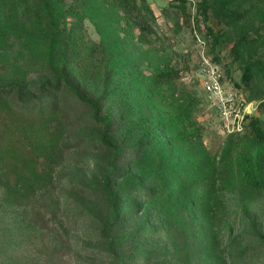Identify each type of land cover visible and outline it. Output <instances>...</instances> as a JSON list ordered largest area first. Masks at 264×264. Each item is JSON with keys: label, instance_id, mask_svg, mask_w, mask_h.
<instances>
[{"label": "rangeland", "instance_id": "1", "mask_svg": "<svg viewBox=\"0 0 264 264\" xmlns=\"http://www.w3.org/2000/svg\"><path fill=\"white\" fill-rule=\"evenodd\" d=\"M142 3L153 12L149 16L155 33L148 41L115 11L101 8L83 20L73 14L63 18L54 46L49 43L50 32L34 26L47 25L46 20H37L36 8L24 0L14 6L0 3V82L24 78L29 94L51 80L56 70L67 72L87 96L101 93L102 83L89 73V66L90 62L100 66L106 46L110 88H116L108 101L111 108L121 102L120 84L139 74L175 68L176 95L195 98L192 125L203 133L204 145L198 151L177 146L166 158L179 165L185 162L201 182L194 203L189 195L157 198L139 206L124 199L121 210L131 211L121 224L109 227L115 203L102 188L107 160L87 143L99 131L86 103L70 100L71 125L43 164L50 183L40 190H20L15 175L0 171V264H116L118 258L129 263L137 253L138 264H264V188L253 182V176L264 179V146L253 166L244 169L246 176L236 174L243 145L253 135L247 115L260 117L264 126L262 86L236 84L241 81L239 63H232L224 47L221 60L215 62L222 73L221 90L209 92L203 84L207 78L202 58L215 54L196 28V1L188 2L191 25L181 13L176 23L178 1ZM168 6L167 17L163 9ZM89 50L92 53L86 57ZM225 64L231 65L230 73ZM146 96L141 92L124 101L132 112L127 116L130 124L145 114L154 116L150 106L155 97L144 103ZM147 141L153 149L159 145L157 137ZM218 200L224 209L215 205Z\"/></svg>", "mask_w": 264, "mask_h": 264}, {"label": "trees", "instance_id": "2", "mask_svg": "<svg viewBox=\"0 0 264 264\" xmlns=\"http://www.w3.org/2000/svg\"><path fill=\"white\" fill-rule=\"evenodd\" d=\"M24 1L37 9L35 15L38 21H47L45 28L37 23L34 26L50 32V46L55 45L63 18L73 14L83 20L97 15L101 8L115 11L128 25L140 31L144 41L155 33L149 16L153 12L142 3L145 0ZM171 1H178L174 4L178 13V18L174 17L176 23H180L181 13L185 22L191 25L193 16L188 10L189 0ZM195 1L199 13L196 28L211 42L215 54L208 56L214 63L220 61L221 51L227 47L232 63H239L241 81L236 84L249 88L255 82L260 83L264 103V0ZM18 2L20 0H0V3L9 6ZM170 10L171 7H164L163 14L168 17ZM212 19L213 24L210 22ZM77 42L81 47L85 46L82 39ZM106 48L100 66L95 62H90L89 66V73L97 76L102 83L105 91L101 93L87 96L67 72L56 70L52 71L51 80L42 82L29 94L24 78L15 76L10 81L0 82V171L15 175V184L20 190H40L47 186L52 179L44 172L43 164L49 158L50 150L59 146L72 122L67 104L70 100L86 103L88 115L99 131L87 143L107 160L102 188L115 203V219L110 227L121 224L123 217L131 211L127 208L121 210L124 199L139 206L157 198L169 200L189 195V202L194 203L201 182L188 171L185 162L179 165L175 160H168L166 154L170 157L179 146L198 151L204 145V136L197 126L192 125L195 98L176 95L173 81L177 79L178 71L175 68H160L147 76L139 74L132 82L120 84L118 97L121 102L109 108L108 101L116 88H110L112 69ZM89 52H86V57L92 53ZM48 53H51V48ZM225 67L230 73L231 65L225 64ZM141 92L147 95L142 100L144 103L155 97L156 103L150 106L155 114H145L135 124H130L127 116L132 112L124 101ZM247 117L250 119L247 127L253 135L243 145L236 166V174L240 177L246 176L248 172L244 169L253 166L264 146L263 121L255 115ZM153 136L159 143L154 149L152 140L147 141ZM153 144H157L156 141ZM174 179L177 181L174 182ZM253 180L256 186L264 188L263 177L253 176ZM219 202L215 205L224 209ZM137 256L138 253L129 263L118 258L116 264H138Z\"/></svg>", "mask_w": 264, "mask_h": 264}, {"label": "built area", "instance_id": "3", "mask_svg": "<svg viewBox=\"0 0 264 264\" xmlns=\"http://www.w3.org/2000/svg\"><path fill=\"white\" fill-rule=\"evenodd\" d=\"M202 72L207 78L203 81L204 86L209 92L218 93L221 90L219 82L222 73L219 66L214 63L209 56L204 55L202 58Z\"/></svg>", "mask_w": 264, "mask_h": 264}]
</instances>
